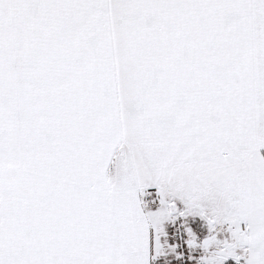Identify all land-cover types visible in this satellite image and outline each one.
<instances>
[{
    "label": "snow or ice",
    "instance_id": "obj_1",
    "mask_svg": "<svg viewBox=\"0 0 264 264\" xmlns=\"http://www.w3.org/2000/svg\"><path fill=\"white\" fill-rule=\"evenodd\" d=\"M0 264H264V0H0Z\"/></svg>",
    "mask_w": 264,
    "mask_h": 264
}]
</instances>
